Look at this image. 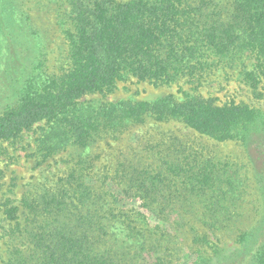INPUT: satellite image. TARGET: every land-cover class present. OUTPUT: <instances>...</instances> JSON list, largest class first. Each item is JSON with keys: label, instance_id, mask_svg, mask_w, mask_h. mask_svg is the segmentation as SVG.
Masks as SVG:
<instances>
[{"label": "trees", "instance_id": "obj_1", "mask_svg": "<svg viewBox=\"0 0 264 264\" xmlns=\"http://www.w3.org/2000/svg\"><path fill=\"white\" fill-rule=\"evenodd\" d=\"M42 5L54 8L61 36L57 73L47 69L48 44L33 17ZM232 74L261 96L264 0H0V141L43 123L37 157L81 151L59 187L4 211L14 223L3 228L0 264L168 263L173 227L186 228L193 264H264V111L201 93ZM130 79L175 91L81 100ZM147 119L232 142L241 157L178 140L148 146L117 170L120 193L132 202L112 210L116 197L92 184L83 151Z\"/></svg>", "mask_w": 264, "mask_h": 264}, {"label": "rangeland", "instance_id": "obj_2", "mask_svg": "<svg viewBox=\"0 0 264 264\" xmlns=\"http://www.w3.org/2000/svg\"><path fill=\"white\" fill-rule=\"evenodd\" d=\"M54 8H45V5L37 6L33 12L34 21L40 26L42 35L48 44L49 61L46 66L50 72H58L61 67V36L56 25ZM64 68V67H63ZM175 86L155 87L147 82H137L134 79L117 83L116 89L107 94H89L81 100L96 99L102 102H116L124 99L144 100L157 96L173 93ZM203 96L217 99L218 102L245 103L259 107L264 111V89L261 96L253 95L242 83L237 81L236 75L229 78L221 77L217 82L206 84L201 89ZM263 94V96H262ZM43 123L32 126L29 130L22 131L13 140L0 141V259L5 256L6 238L1 236L10 222L6 220L4 211L10 207L19 205L23 197H33L41 191H53L59 187L75 166L74 162L79 149L68 147L50 155L45 160L35 155V139ZM178 140L188 147L203 148L210 155L216 157H228L238 159L241 157V149L232 142H217L207 136L201 135L176 120L159 122L147 119L143 124L136 125L124 132L118 139H101L94 143L89 149L83 151L87 155L93 168L91 170L92 184L103 185L111 192L116 201L112 203L111 209H126L132 200L123 198L117 186V170L128 161L135 163L142 155L149 151L148 146H156L161 142L173 143ZM145 147H148L145 150ZM6 201V205L1 203ZM20 217V211L15 212ZM185 221V219L183 220ZM4 228V229H3ZM165 244L170 257L167 262L157 263L149 260L148 264H193L194 257L190 254L188 246L190 236L186 228L173 227L166 231ZM208 237L217 241L219 235L209 232ZM219 244L228 242V234H224ZM220 239V238H219ZM169 249V250H168ZM162 252V251H161Z\"/></svg>", "mask_w": 264, "mask_h": 264}]
</instances>
